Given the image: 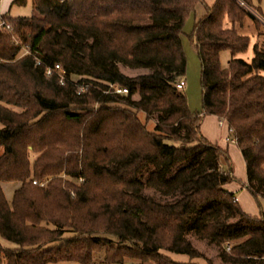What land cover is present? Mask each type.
I'll return each mask as SVG.
<instances>
[{
  "label": "trees",
  "instance_id": "16d2710c",
  "mask_svg": "<svg viewBox=\"0 0 264 264\" xmlns=\"http://www.w3.org/2000/svg\"><path fill=\"white\" fill-rule=\"evenodd\" d=\"M241 1L253 6L216 0L195 24L199 114L177 85L187 71L183 28L203 0H31L32 16L0 18L10 25L0 27V237L12 245L0 243V264L101 255L102 264H198L188 232L219 247L223 262L264 264V44L251 63L237 57L250 46L238 32L251 16ZM55 64L64 84L46 74ZM121 64L152 72L129 77ZM208 116L223 119L241 149L260 217L225 188L233 164L202 134ZM4 183L20 185L11 202Z\"/></svg>",
  "mask_w": 264,
  "mask_h": 264
},
{
  "label": "rangeland",
  "instance_id": "374dc122",
  "mask_svg": "<svg viewBox=\"0 0 264 264\" xmlns=\"http://www.w3.org/2000/svg\"><path fill=\"white\" fill-rule=\"evenodd\" d=\"M216 0H203L204 3H199L197 4L195 10L190 14L189 18L186 20L184 28H183V33H182V42H183V49L186 55L187 59V71L186 75L184 77L185 81V87L183 89V92L186 94L189 104V108L192 112L194 113H202L203 110V101H202V69H201V63L198 57V54L196 52L195 46L193 44V41L191 38V35L194 31L195 24L202 19L205 14H206V9L205 6H211L215 3ZM13 0H0V12L4 13V9L6 7V13L8 14L9 17H30L33 14V8H32V2L31 0H28V3L24 7H19L16 5L12 6ZM260 2V1H258ZM258 2L256 4H258ZM247 6V5H246ZM248 11L251 13V16L247 17V19L252 22V24L256 25L255 28L259 30V26L264 24V16L262 15V12L259 14L258 11L256 10V7L253 6H247ZM261 10V9H260ZM257 16V18L255 17ZM263 17V18H262ZM246 19V18H245ZM255 19H258V26L255 22ZM261 20V21H260ZM225 24V21H224ZM226 25V24H225ZM224 25V27H225ZM240 34V33H239ZM241 35V34H240ZM243 36V35H242ZM250 39V37H248ZM251 42V39H250ZM264 44L261 43L259 46H262ZM249 50V49H248ZM248 52V51H247ZM246 52V53H247ZM222 56L220 57L221 62L223 66H226L228 61L230 60V53L228 51L222 52ZM243 55V54H241ZM238 55L237 57L241 56ZM244 58L247 60L248 55L244 54ZM120 69L123 74L129 76V77H136L139 75H144V74H149L152 72L150 69H132L130 67L120 65ZM135 99H138L137 96L134 97ZM12 108V107H10ZM18 110V109H15ZM139 118L141 119L142 122L146 121L145 114L140 113ZM157 121V115L153 116L152 121L148 124V128L152 130L154 128L155 122ZM203 123L201 126V132L205 136V133H212L215 136L218 134L222 133L224 129H222L218 125V121L216 120V117L208 116L203 119ZM207 136V135H206ZM205 136V137H206ZM232 139V138H231ZM232 151L236 152V146L233 145V143H230ZM236 148V149H235ZM37 155L34 153H30V159L32 162L36 159ZM239 158H240V153H239ZM232 168H233V173L237 178H240V176L244 174L245 172V167L244 163L240 162L238 160L237 156L232 157ZM241 165L243 167H241ZM143 181L146 182L148 178V172H144L143 175ZM19 183H4L2 184V189L4 191V194L6 196V199L11 202L13 200V196L15 191L19 188ZM146 196L152 197L156 201L160 203H170L173 202L174 200L171 198H166L161 196L158 192L154 191L151 188H145L143 192ZM261 206L262 210L264 213V199L261 201ZM256 205V210L260 212L261 214V209L259 204L255 203ZM259 209V210H258ZM236 222V220H233ZM187 239L190 240V242L193 244L194 248L201 254L202 258H197L194 260V262L198 264H230L223 262L221 258V249L217 247L214 244H210L207 240H202L199 239L197 236H195L193 233L188 232L187 233ZM0 243L3 244L4 246H12L10 243L7 241L3 240L0 237ZM99 259L97 260V263L95 264H102L101 262L103 261L102 255L97 256ZM52 264H80L77 262H60V263H52Z\"/></svg>",
  "mask_w": 264,
  "mask_h": 264
},
{
  "label": "crops",
  "instance_id": "0c3cea01",
  "mask_svg": "<svg viewBox=\"0 0 264 264\" xmlns=\"http://www.w3.org/2000/svg\"><path fill=\"white\" fill-rule=\"evenodd\" d=\"M14 1V0H13ZM258 1L257 0H253V6L256 8H260L262 15L264 16V0L258 2V4H256ZM6 7L4 9V13L6 12ZM263 18V17H262ZM225 28L228 29H232L233 28V24L230 20H226L225 19ZM256 25L252 24V22H250L247 18L244 20L243 26H241V28H238V32L241 34V36H246V37H250L251 42H250V46H249V50L247 54L249 57L246 60L244 57V54L239 56V58L241 57L242 59L246 60L247 62L251 63L252 59L255 57L254 56V47L256 46V44L259 46L261 43L264 42V24L262 23V25L259 27V30L257 28H255ZM262 75H264V73H262ZM212 117H216V116H212ZM216 120L218 121V125L224 129V131L220 134H218L217 136L214 137V135L212 133H205V136L207 137V139L209 141H211L214 144L219 145L222 149L227 150V152L229 153L230 157H231V162H232V157L237 156L238 160L242 163H244V167H245V172L243 174V176L241 175L240 178H237L234 173L233 176L236 178L235 181L227 184L225 186V188L232 193H235V196L237 197V201L239 202L241 208L243 209V211H245V213H247L249 216L258 218L260 217V212L256 210V205L257 201L255 200L254 196H252L250 194V192L247 190V185H248V177H247V170H246V164L245 161L243 159L242 153H241V149H239V147L237 146L236 143L232 142L233 139L230 138L229 136V129H228V125L226 122H223L222 126L220 125V120L218 119V117H216ZM204 125V123H203ZM230 143H233V145L236 146V152L232 151L231 145ZM239 153H240V158H239ZM241 167H243L241 165ZM262 199H260L261 201ZM261 203V202H260ZM259 210V209H258ZM170 257L176 261V262H181V263H189L191 262V259L187 256L184 255H175V254H169ZM194 262V260H193Z\"/></svg>",
  "mask_w": 264,
  "mask_h": 264
},
{
  "label": "built area",
  "instance_id": "2783aa9c",
  "mask_svg": "<svg viewBox=\"0 0 264 264\" xmlns=\"http://www.w3.org/2000/svg\"><path fill=\"white\" fill-rule=\"evenodd\" d=\"M240 1V0H239ZM241 5L242 6H245L246 8H247V6H246V4L244 3V2H242L241 1ZM4 14L2 13V12H0V18H2V17H4L3 16ZM255 17V16H254ZM255 18H257V16L255 17ZM258 20V19H257ZM261 21V20H260ZM1 26H4L6 29H8V30H10V25H6L4 22H0V27ZM46 74H47V76H49V77H52V76H57L58 78H59V80H60V82H61V84H64V82L66 81V72H65V70L63 69V67L60 65V64H55L53 67H49L48 69H47V71H46ZM185 81H181L178 85H177V88L178 89H180V90H183L184 89V87H185ZM82 92H83V89H80L79 91H78V94H82ZM116 93H118V94H127L128 93V91H127V89H116ZM223 122H225V121H223V119L220 121V125L222 126V124H223ZM232 142H234V143H236V140H232ZM37 182H34V185L36 184ZM230 249V246H228V250Z\"/></svg>",
  "mask_w": 264,
  "mask_h": 264
}]
</instances>
